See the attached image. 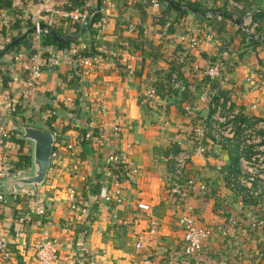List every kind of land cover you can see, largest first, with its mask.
<instances>
[{
	"label": "crops",
	"instance_id": "1",
	"mask_svg": "<svg viewBox=\"0 0 264 264\" xmlns=\"http://www.w3.org/2000/svg\"><path fill=\"white\" fill-rule=\"evenodd\" d=\"M10 1L12 7L1 8L10 15L7 26H0L7 34L13 33L17 20L26 33L35 20L48 23L53 15L46 9L71 4V0ZM158 1L154 7L146 0H99V5L107 3L108 21L97 40L94 22L84 31L86 25L52 23L56 32L78 37V42L66 51L52 47L51 55L59 64L47 62L51 55L44 58L42 75L26 94V74L13 65L12 82L0 87V125L9 131L0 149V155L8 159L6 171L13 177L32 174V144L22 139V126L51 131L54 143L51 164L38 189L13 185L7 192L0 188V234L11 249L7 259L0 255V264H38L33 244L52 240L58 249L54 264H185L177 221L181 207L171 199L176 182L169 165L174 151L192 146L191 128L211 120L213 111L201 100V91L217 90L230 102V113L239 122L264 121V46L237 56L244 45L242 27L218 19L213 12L227 7L239 20L241 10H264V0H232L235 4L187 0L210 9L211 16L189 14L176 20L166 14V0ZM83 3L90 9L97 7V0ZM73 24L80 26L79 32ZM191 37L199 39L193 48L188 46ZM4 41L0 35V47ZM91 43L103 55L94 53L98 59L90 67L81 65L77 54L69 60L73 47L86 45L89 50L80 52L82 56L90 52ZM25 46L21 50L29 52L28 41ZM221 54L230 55L234 64L226 77L209 80L194 68L203 65V55L216 59ZM124 58L129 67L123 65ZM10 98L14 111L6 107ZM185 106H190L189 113ZM116 125L119 130L114 135ZM82 128L105 135L83 143L87 138ZM205 144L207 152L193 156L187 172L197 174L214 195L203 197L194 190L186 200L205 225L236 219L232 231L236 233L245 227L243 220L264 216V201L240 205L228 186L230 174L237 172L235 154L208 137ZM111 154L137 173L123 167L122 175L127 176L118 179L114 171L108 174L104 159ZM138 203L147 204L149 210L137 208ZM37 205L46 210L45 216L32 211ZM151 220L156 222L155 233H150ZM250 233L241 242L240 261L229 259L230 251L217 235L205 242L203 260L207 264H228V260L229 264H258L256 252L264 253V236ZM138 241L140 248L135 247Z\"/></svg>",
	"mask_w": 264,
	"mask_h": 264
},
{
	"label": "built area",
	"instance_id": "2",
	"mask_svg": "<svg viewBox=\"0 0 264 264\" xmlns=\"http://www.w3.org/2000/svg\"><path fill=\"white\" fill-rule=\"evenodd\" d=\"M108 0H104V2ZM152 6H158V0H146ZM205 0H196V2L204 3ZM229 3L235 4L232 0H228ZM92 9V8H91ZM88 4L76 6L72 9H46L48 14L53 15L48 18V23H41L39 20H35L34 31L29 35L26 40L30 43L31 49L29 52L18 50L13 51L10 57V64L16 67H20L26 76L24 79V91L28 93L30 89L36 86L41 75L44 62L42 51V37L49 34L52 28V23L65 24L66 22L80 24L81 26L87 25L91 20V17L96 13L95 6L91 10ZM107 3H101L98 9V23L95 26L94 38L97 40L101 30H103L108 21L107 16ZM20 18L18 15L15 16ZM56 17V20L53 18ZM216 17L219 19L220 16ZM10 15H7L4 9H0V26L6 27L9 23ZM95 21V20H94ZM93 21V22H94ZM242 31L248 36L255 34V28L258 26V22L252 20L251 13L247 12L243 19ZM43 24V25H42ZM99 33V34H98ZM260 36L264 38V33L255 34V37ZM209 37V36H208ZM189 47L193 48L198 45L199 39L191 37L188 40ZM73 47L70 51L69 58L72 55H78V62L85 67H90L92 61L98 59L97 54L91 56L80 55V52L89 50L84 44L81 46ZM99 51V50H98ZM100 52V51H99ZM70 61L72 60L69 59ZM127 58H124L123 65L128 66ZM49 61V62H48ZM51 65L59 64L54 56H50L47 60ZM195 69H199L200 66L194 65ZM4 70V66L0 67ZM202 75L209 80H217L219 78L226 77L227 73L225 65L220 62L214 64L206 63ZM175 80V77H173ZM201 100L208 103L213 114L209 123H202L200 126L194 125L191 128L192 134L190 135L193 144L191 147L180 149L176 154L172 155L171 163L169 165L171 177L176 182V187L173 193L180 198V211L178 217V225L182 230V252L185 257V264H207L203 259L205 255L204 246L205 242L212 236L217 235L220 239L225 241L226 247L230 251L229 259H242L241 242L247 238H250V231L257 232V235L264 236V216L255 217L250 216L245 222V227L237 232L234 231L236 219H227L226 224H214L205 225L197 220L196 210L187 202L186 198L189 197L194 191L197 190L198 194L203 197L212 198L214 192L205 182H201L199 177L195 173H188L187 167L193 156H202L207 152V146L205 141L207 137L212 142L223 145L224 148L233 151L237 159V172L230 174L228 179V186L230 191L236 194L239 204L244 205L249 201L261 203L264 201V121H254L252 124L247 125L243 122L236 120V114L230 113L231 104L229 101L224 100L217 90L204 89L200 93ZM67 101L69 99H66ZM70 102V101H69ZM14 101L10 98L7 99L6 107L10 111L15 110ZM72 106V102L70 103ZM185 111L190 112V106H185ZM119 127L116 125L112 127V133L117 134ZM91 134L86 133L85 137H89ZM105 133L99 130V139L103 138ZM9 131L5 125H0V149L2 143L8 140ZM7 156L0 155V180L6 179L8 176L14 174H8L5 168L7 163ZM104 164L108 166V174L112 173L111 168L115 164H123L130 173L136 174V168L131 167L128 163L120 160L116 155H108L104 159ZM22 171V170H21ZM17 174H19L17 172ZM119 192V189L116 191ZM74 191H70L69 197L73 198ZM107 199V197H105ZM3 200V195L0 193V201ZM137 208L148 211L149 206L144 203H138ZM220 210L225 211L224 207H220ZM32 211L43 217L46 214V210L37 205L34 206ZM241 221V220H239ZM150 233H155L154 227L156 226L155 220L150 221ZM17 235V234H16ZM136 248L141 247V243L138 241L135 245ZM34 256L38 264H54L57 260V243L52 240L49 242L38 241L33 244ZM11 254L9 247V241L6 236L0 234V255L2 258L7 259ZM258 264H264V253L262 250L256 252ZM228 260V264H229ZM231 264V263H230ZM239 264V263H238Z\"/></svg>",
	"mask_w": 264,
	"mask_h": 264
},
{
	"label": "trees",
	"instance_id": "3",
	"mask_svg": "<svg viewBox=\"0 0 264 264\" xmlns=\"http://www.w3.org/2000/svg\"><path fill=\"white\" fill-rule=\"evenodd\" d=\"M177 7H192L193 9H195L198 12L201 13H209L211 12L210 9H206L201 7L199 4L196 3H191L188 2L187 0H171ZM235 1V0H234ZM239 1V0H238ZM237 2V1H236ZM102 3V2H101ZM100 3V4H101ZM239 3V2H238ZM80 4H84L83 0H71V4L62 7V9H72ZM12 1L10 0H0V9L5 7V8H10L12 7ZM168 7V11H167V15L169 18H171L170 16L173 15V19L172 20H176L178 16H183V15H189V14H193L192 12L186 11V10H178L176 8H173L171 5L167 4ZM93 9V8H92ZM91 9V10H92ZM217 12L223 13L226 16H232L233 12L229 9L226 8H222V9H217ZM249 12L251 13L252 16V20L254 22H258V26L255 28V34H260L261 32L264 33V10L263 9H257V10H252V11H244L241 10L240 15H238V17H236L239 20H242L244 15ZM166 15V16H167ZM99 15L97 17H95V21H94V25L96 26L98 23V18ZM199 18H203L201 16H197ZM226 18L228 20H230L227 17H223ZM14 30L13 33L11 34H7L4 31V28H0V35L4 38V44L2 47H0V53L5 49V47H7V45H9V43H11L13 40H15L17 37L24 35L25 31L20 28V24L18 23V20L14 22ZM74 25V30H76V32H79L80 26L78 25ZM91 32V31H90ZM60 35V38L63 37L64 35H62L61 32H56L55 29L51 28L49 31V34L47 35H43L42 37V51H43V57L47 58L49 57L52 53L51 49L52 47H56L57 49H59L60 51H66L67 49L70 48L71 45L76 44L78 42V37H73V36H68V37H63V40H60V38H55L56 35ZM255 34L253 35H247L246 33L243 32L244 35V45L243 48L236 53V55L238 56H246V53L250 52V51H254L256 49L257 46H264V38H261L260 36L255 37ZM25 42H27L26 38L22 39L21 42L17 43L13 48H11L9 51L5 52L4 54L0 55V67L4 66V70L0 69V87L4 88L7 87L8 84L10 82H12L13 78L10 74L13 65H11L10 62V57H11V53L13 51H18L21 50L22 47L25 46ZM26 47V46H25ZM18 49V50H17ZM96 52V45L95 43H91L90 46V52L88 53H84L86 55H92ZM98 55H103V53L99 52L97 53ZM232 57L228 54H221L220 57L216 58L215 57H208L207 55H203L202 57V61H203V65L200 66L199 70L202 71L205 64L206 63H216L217 61L222 63L223 65H225L226 71L227 73H230L233 68H234V64L231 61ZM171 103L170 101H166V104ZM71 112V110H69ZM86 128H82V135L85 137L86 135ZM98 137V132L96 131H92L91 135L89 137H87V139H85L83 141V143L88 142L93 140L94 138ZM18 143H20V139L17 140ZM179 150L174 151L173 154H176ZM24 161H28V158L24 157L23 158ZM24 164V163H23ZM125 167L123 164H115L112 167V171L115 172L117 178L119 179L120 177L123 176H127V175H122L124 168ZM126 170V168H125ZM171 199L174 203H177L180 201V198L175 195L172 194L171 195Z\"/></svg>",
	"mask_w": 264,
	"mask_h": 264
},
{
	"label": "water",
	"instance_id": "4",
	"mask_svg": "<svg viewBox=\"0 0 264 264\" xmlns=\"http://www.w3.org/2000/svg\"><path fill=\"white\" fill-rule=\"evenodd\" d=\"M166 2L171 5L173 8H176L178 10H186L189 12H192L193 14H197L199 16L207 17L211 16L210 13H201L193 9L192 7H177L171 0H166ZM98 9H99V0H97V7H96V13L91 17V20L87 23L86 27L83 29H88L90 24L95 20V17L98 15ZM213 14H216L220 17H227L230 20H232L235 24L239 26H243L242 20H235L232 16H226L223 13L214 11ZM34 31V27L32 29H29L24 33V35H21L17 37L15 40H13L5 49L0 53V55L4 54L5 52L9 51L11 48H13L17 43H19L24 37H26L29 33H32ZM55 38H60L55 36ZM60 40H63V37L60 38ZM21 136L22 139L28 140L32 144V166L33 171L30 175L22 174L17 177L8 176L4 180H0V188H5L4 190L7 192H10V189H12L13 185H16L17 188H27V187H33L37 188L38 186L44 181L46 173L49 169V166L51 164V155H52V149H53V143H54V137L53 133L47 129H39L29 126H22L21 127Z\"/></svg>",
	"mask_w": 264,
	"mask_h": 264
}]
</instances>
